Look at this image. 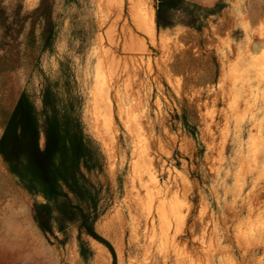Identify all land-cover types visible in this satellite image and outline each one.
Listing matches in <instances>:
<instances>
[{
    "label": "rangeland",
    "instance_id": "1",
    "mask_svg": "<svg viewBox=\"0 0 264 264\" xmlns=\"http://www.w3.org/2000/svg\"><path fill=\"white\" fill-rule=\"evenodd\" d=\"M161 1L0 0V137L51 86L98 162L96 207L71 193L96 235L79 208L44 231L0 154V264L264 259V0Z\"/></svg>",
    "mask_w": 264,
    "mask_h": 264
},
{
    "label": "trees",
    "instance_id": "2",
    "mask_svg": "<svg viewBox=\"0 0 264 264\" xmlns=\"http://www.w3.org/2000/svg\"><path fill=\"white\" fill-rule=\"evenodd\" d=\"M166 1L162 0L160 7ZM158 24L162 22L158 20ZM60 104L61 98L51 86L43 91L42 111L31 96L23 92L0 137V154L29 192L46 198L47 202L37 204L35 213L44 231L51 229L56 207L63 213L79 208L83 212L81 227L96 235L93 225L96 217L90 219L71 197L72 193L81 201L91 199L96 207L95 185L83 171V167L89 171L98 168L96 152L74 114V107L71 104L61 107ZM43 132L44 145L41 144ZM82 255L87 258L84 246Z\"/></svg>",
    "mask_w": 264,
    "mask_h": 264
},
{
    "label": "bare ground",
    "instance_id": "3",
    "mask_svg": "<svg viewBox=\"0 0 264 264\" xmlns=\"http://www.w3.org/2000/svg\"><path fill=\"white\" fill-rule=\"evenodd\" d=\"M11 191V190H10ZM10 197V196H9ZM9 202H10V200H8ZM6 204V203H5ZM21 208V207H20ZM22 209V208H21ZM7 212V211H6ZM20 212V211H19ZM11 213V212H10ZM15 215V214H14ZM13 216V215H12ZM7 217H10V219H11V221H12V218H11V215L10 216H8L7 215ZM15 221V220H14ZM25 240V238L23 239V241ZM262 244L264 245V243H260L259 242V244L256 246V247H254V248H256V249H261V247H262ZM250 245H251V243H249V246L247 245V254H248V252H249V249H250ZM264 247V246H263ZM26 257H27V254H23V256H22V259L23 260H25L26 259ZM264 259H262V261H263ZM262 261L260 262V264H263L262 263ZM257 264V263H256ZM259 264V263H258Z\"/></svg>",
    "mask_w": 264,
    "mask_h": 264
}]
</instances>
